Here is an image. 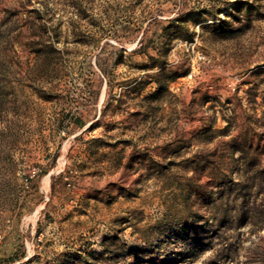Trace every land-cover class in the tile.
Listing matches in <instances>:
<instances>
[{
  "label": "rangeland",
  "instance_id": "rangeland-1",
  "mask_svg": "<svg viewBox=\"0 0 264 264\" xmlns=\"http://www.w3.org/2000/svg\"><path fill=\"white\" fill-rule=\"evenodd\" d=\"M0 264H264V0H0Z\"/></svg>",
  "mask_w": 264,
  "mask_h": 264
}]
</instances>
